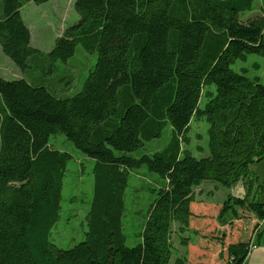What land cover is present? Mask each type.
Segmentation results:
<instances>
[{
    "label": "trees",
    "instance_id": "16d2710c",
    "mask_svg": "<svg viewBox=\"0 0 264 264\" xmlns=\"http://www.w3.org/2000/svg\"><path fill=\"white\" fill-rule=\"evenodd\" d=\"M28 1L48 0H0V47L23 73L0 77V264H170L174 230L199 235L197 246L179 238L188 264H243L251 220L264 213L250 170L264 159V84L231 65L247 54L264 58V0L246 20L240 14L254 0H74L78 19L47 53L31 46L20 13ZM77 43L96 61L78 91L54 92L46 59L67 60ZM192 120L208 124L206 156L180 147ZM167 125L162 149L127 154ZM59 133L94 162L84 237L69 248L49 240L70 158L50 143ZM142 165L161 181L138 242L127 246L123 191ZM205 180L241 182L244 197L228 194L218 209L198 202L194 188ZM228 213L233 227L216 232Z\"/></svg>",
    "mask_w": 264,
    "mask_h": 264
},
{
    "label": "rangeland",
    "instance_id": "374dc122",
    "mask_svg": "<svg viewBox=\"0 0 264 264\" xmlns=\"http://www.w3.org/2000/svg\"><path fill=\"white\" fill-rule=\"evenodd\" d=\"M73 1L48 0L39 4L28 1L23 4L20 13L30 30L32 47L42 53H47L52 49L56 37L78 19V15L73 8ZM260 3L261 0H254L252 8L240 14L241 19L246 20L259 15ZM46 61L52 65V71L49 73L48 68L45 73L46 75L50 74L47 77L49 81H52V90L59 93L63 91L65 94L71 95L82 86L85 77L96 61V52H87L80 43H77L75 52L67 60L51 61L46 59ZM32 62L34 63V60ZM41 66L43 67V63ZM231 67L236 71H239L238 69L240 68L245 69L247 76L250 77L259 75L264 84V58L262 56L247 54L245 61L238 60ZM34 70L36 73L40 72L38 65ZM21 76H23V73L9 57L3 54L0 47V77L11 80ZM55 79L60 84H64L67 79L69 84L63 89ZM207 127L208 124L205 121L192 120L187 134L188 143L181 142L180 147L188 149L196 157L206 156ZM170 135V128L167 125L159 137L146 141L142 148L127 154L138 157L143 153L162 149L169 142ZM50 143L55 148L69 153L70 158L67 161L62 179L59 217L50 230L49 240L56 246L69 248L84 237V231L86 230L85 215L93 193L92 166L94 162L79 151L64 134L53 135ZM198 149H201V152ZM260 162L261 160L251 164V172L256 171ZM160 181V177L156 173L149 171L144 165L129 173L128 182L123 191L124 210L122 216V228L126 236L125 244L127 246H132L138 242V233L143 225L144 215L154 195L151 189L155 185L158 187ZM260 181L262 188L258 194L259 197L264 189L263 181ZM194 189H196L194 190L195 199H202L201 202L207 201L210 205H215V209H218L228 195L226 192L228 188L210 180L203 181ZM252 191H256L255 186L252 187ZM199 192L203 194L200 195ZM229 220L230 214L228 213L223 218L222 226L214 224L215 231L222 233V229H226L225 227L228 225ZM231 227L233 225H228V229ZM181 236H190L192 239L194 235L185 232L179 236L174 230L172 234L174 249L172 250L170 264H174L177 259H183L184 252L182 245L179 243ZM231 236L229 235L230 239L232 238Z\"/></svg>",
    "mask_w": 264,
    "mask_h": 264
},
{
    "label": "crops",
    "instance_id": "0c3cea01",
    "mask_svg": "<svg viewBox=\"0 0 264 264\" xmlns=\"http://www.w3.org/2000/svg\"><path fill=\"white\" fill-rule=\"evenodd\" d=\"M254 173L257 174L259 179L262 180L263 184H264V159L261 160V162L258 164V167ZM194 190H196V189H194ZM226 192H227V194H230L233 197L242 198V197H244L245 189H244L243 184L241 182H238L233 187L228 188V191H226ZM199 194L202 195L203 193L199 192ZM196 200L201 202L202 199H196ZM259 200H260V202L264 203V189H263L262 195H260V197H259ZM202 203H208V202L203 201ZM216 214H217V212H215L214 215H216ZM251 223H252V220H251ZM217 225H219V224L217 223ZM228 225H226V227H225L226 229H222V233L228 234V232H229ZM200 242H201V240L199 238V235L194 234L192 241L189 244L197 246L200 244ZM182 248H183V252H184L183 264H188L187 259H189V248H188V246H184V245H182ZM243 264H264V223L261 226L260 231L256 235L255 247L250 251L249 255L245 258Z\"/></svg>",
    "mask_w": 264,
    "mask_h": 264
},
{
    "label": "built area",
    "instance_id": "2783aa9c",
    "mask_svg": "<svg viewBox=\"0 0 264 264\" xmlns=\"http://www.w3.org/2000/svg\"><path fill=\"white\" fill-rule=\"evenodd\" d=\"M263 212H264V207H263ZM252 223H255L256 227L251 235L250 248H249V251L247 252L246 257L249 255L250 251L255 247L256 235L260 231L261 226L264 223V213L262 217L252 219Z\"/></svg>",
    "mask_w": 264,
    "mask_h": 264
}]
</instances>
